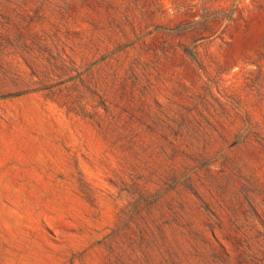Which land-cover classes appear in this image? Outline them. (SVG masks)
Returning a JSON list of instances; mask_svg holds the SVG:
<instances>
[{
    "label": "rangeland",
    "instance_id": "obj_1",
    "mask_svg": "<svg viewBox=\"0 0 264 264\" xmlns=\"http://www.w3.org/2000/svg\"><path fill=\"white\" fill-rule=\"evenodd\" d=\"M0 264H264V0H0Z\"/></svg>",
    "mask_w": 264,
    "mask_h": 264
}]
</instances>
